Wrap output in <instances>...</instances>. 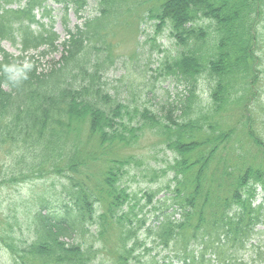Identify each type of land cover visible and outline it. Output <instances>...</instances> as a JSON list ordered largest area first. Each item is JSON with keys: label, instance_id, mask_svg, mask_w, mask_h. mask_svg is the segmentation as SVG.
Wrapping results in <instances>:
<instances>
[{"label": "trees", "instance_id": "16d2710c", "mask_svg": "<svg viewBox=\"0 0 264 264\" xmlns=\"http://www.w3.org/2000/svg\"><path fill=\"white\" fill-rule=\"evenodd\" d=\"M49 1L64 11L61 41ZM151 1L142 9L139 0H97L96 13L86 14L89 0H0V43L21 50L13 56L0 45L7 181L25 182L34 170L37 180H51V171L59 186L54 179L32 192L30 185L0 201L8 208L0 212V264H249L242 252L264 222L263 204H254L264 189V0ZM70 10L82 19L74 29ZM132 15L136 50L162 55L155 76L133 74L140 65H131L118 78L125 79L121 91L104 75L115 60L110 37ZM158 36L173 50L162 49ZM60 46L61 60L45 73L21 63L30 51L45 55ZM157 81L160 88L174 82L176 95L156 92ZM149 93L161 98L160 110L144 100ZM228 112L237 113L230 125L223 122ZM146 133L155 151L170 152L159 159L165 167L126 151ZM93 164L103 179L92 190L72 174L83 165L94 174ZM131 170L153 183L161 174L170 179L144 192L140 204L142 192L124 181ZM163 189L165 199L174 193L172 205L148 225L143 208ZM255 255L252 264H264V250Z\"/></svg>", "mask_w": 264, "mask_h": 264}, {"label": "rangeland", "instance_id": "374dc122", "mask_svg": "<svg viewBox=\"0 0 264 264\" xmlns=\"http://www.w3.org/2000/svg\"><path fill=\"white\" fill-rule=\"evenodd\" d=\"M89 1L90 2H88V5L86 7V14L96 13L94 8H96L95 5H97V0H89ZM139 1L143 2L142 9H145V7L147 8L153 5L151 0H149L147 3H146V0H139ZM49 5L51 8V16L53 17V20L55 21L54 30L60 35V41H61L62 39L67 37V32L65 28L66 26L63 20L64 11H62L61 5L58 3L49 1ZM141 13L142 11H140L139 14ZM142 17H143V14L140 18V22H141L140 27H142L143 29H147V26L149 24L143 23ZM43 20L45 22L49 21L47 17L44 18ZM67 23L70 28L74 29L77 24L82 23V19L73 10H70L68 14ZM137 25H138V20L136 19L134 15H132L129 18V22L126 25H124L122 28L117 30L115 35L110 37L112 38L111 40L113 42V52L115 53L113 59L115 58V60H114V64H112L109 67L108 73H106L104 76L106 77L109 83L108 85H110L111 87H118L121 91H123V83L125 79H122L121 81L118 78L121 76V74L126 75V71L127 72L129 71L130 73L133 72L131 70V65L136 66V63H139L140 65L139 67H137L136 72H134L133 74H139L140 71H143L144 74L155 76L157 75V73H155L153 69L155 68V65H156L155 63H156L157 58L159 57V54L162 55L158 51L159 54H154L152 58H148L146 54L145 55L141 54V49L138 48V50H136V47H137L136 42H138L137 40L138 33L136 32L135 29ZM147 31L149 32V30ZM141 35L140 36L143 39V34ZM157 39H158V42L162 45L161 47L162 49L173 50L174 44L166 36H158ZM0 45L3 47L5 51L9 52L13 56L21 55L19 45L14 46L9 41H2ZM147 47L149 46L147 45ZM63 53H64V49L62 46H60L58 50L50 51V53L48 52L45 55L40 54L38 51L29 52L28 57L21 63L25 67L30 64L33 65V67H36L37 73H42V72L45 73L49 71L58 61L61 60ZM129 78H131V76ZM161 79H162V76H161ZM161 79L159 80L161 81ZM111 81H113V83H111ZM151 83L153 84L154 82H151ZM155 85L158 86V88H156V92L159 91L161 93L163 89L170 88L173 91V94H174L173 97L176 95L177 90L173 89L174 82L173 83L170 81L164 82L162 83L161 88H160L161 84L158 83V81L157 83L155 82ZM160 99H161L160 97H154V95L151 93H149L148 96L146 95L144 96V100L147 101L148 105L153 106V108L156 110H160V107L158 104ZM163 112L165 113V111ZM223 120L225 124L230 125L229 124L230 120H234V121L237 120V113L228 112L226 115H224ZM257 128H258V124H257ZM256 131L259 133V130H256ZM146 135H147L146 137H142L140 139L137 147L130 148L129 150H126V151H130L129 154L130 153H134V154L135 153L137 154L147 153L148 155L146 156V158H148L147 161L151 160V166H155L157 164L161 167H165L166 165L165 162L164 161L159 162V159L161 158L169 159V156L167 157V155H169L170 152L161 151L160 149H157L155 151L153 149V144L156 143L155 137L149 135V133H146ZM259 135L261 136L260 133ZM85 136L86 134L84 133L80 135L82 140L85 139ZM152 152H155V153L152 154ZM153 155L154 157H157V158H154ZM7 158H8V149L6 146H3L0 151V201L9 200L8 197H11L10 194L13 191H16L17 194L26 193L27 191H29L28 189L30 185H32L31 186L32 192L34 190L38 192L39 183H44L45 185H48L49 187L52 183V180L54 179H55V184H56L57 189L59 188L57 177L56 175H54L53 172L50 171L48 175L49 179L51 178V180L41 181V180H37L39 176L35 174V170L30 171L32 169L28 170L30 172H28L25 179H23L25 182H21L20 184H17V185H9V182L7 181V179L10 174V171L4 170V165L7 163ZM89 166H90V169H92V171L94 172V174H91L87 170L86 165H83V167L80 168L79 175L72 174V173H67V174H72L76 179H79V181H82L85 184V186L90 187V189L95 188L98 184L102 182L103 169H101L100 166H98V164H93ZM144 175H145L144 173L139 172L137 174L136 171L131 170L128 175L124 176V181H127L129 179L128 180L129 191L134 190V191L142 192L140 194V196L142 195L140 204L146 202V198L143 196L144 192L145 193L146 192H149V193L156 192L160 189V187H164L165 183L170 179V176H165L161 174L158 177V180L153 183L150 181L149 176L144 177ZM171 187H174V186L172 185ZM165 194L169 195V193H166L165 189H163L162 192H160L159 194H156V196L153 198V203H150L149 205L143 208V213L147 217L148 225L154 223L157 219V216L160 215V213L164 209H166L168 205H172V197L174 196V193H171L170 194L171 196H169L167 199H165ZM162 199H165L166 201L165 200L161 201ZM159 200L161 202H158ZM5 203L6 202H4V204ZM259 203H262L264 206V189L262 188L257 189V193L254 199L255 205ZM154 206L158 209V211L155 213L152 212L151 210ZM5 208L8 209L7 207H3L0 209V212L2 210L3 212H5L6 211ZM159 209H162V210H159ZM169 210H172V208ZM1 225H2V221L0 220V226ZM252 243H254L255 245L254 247L251 245ZM261 249L264 250V222L256 226L255 233L253 234V239L249 241L247 248L244 249V251L242 252V256L247 262H249V264H252L253 260H251V258H254L255 256V260L258 259V257L255 255V251H260ZM156 252L161 253L160 249L158 248L156 249ZM165 252L166 251L162 252L161 254L164 255ZM2 259H3V255H1V251H0V262Z\"/></svg>", "mask_w": 264, "mask_h": 264}]
</instances>
